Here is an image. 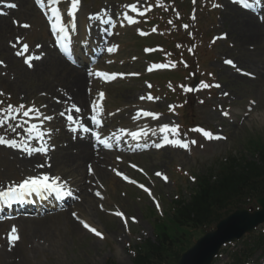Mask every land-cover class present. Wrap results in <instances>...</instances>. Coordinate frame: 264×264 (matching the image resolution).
I'll return each instance as SVG.
<instances>
[{
    "label": "rangeland",
    "instance_id": "1",
    "mask_svg": "<svg viewBox=\"0 0 264 264\" xmlns=\"http://www.w3.org/2000/svg\"><path fill=\"white\" fill-rule=\"evenodd\" d=\"M0 1H10L17 5L16 9L5 18V25L0 27V61L4 62L0 64V93L4 94L0 96V100L5 108H8L9 105L16 106L23 103L38 108L46 116H54L47 123V126L52 130L48 138L52 148L50 155L57 159L60 154H73L74 151L70 146L71 140L58 131L60 126L68 129L65 126V115L61 116L60 113H55L57 102L52 99L56 98L62 101L61 94L65 90L63 87L69 82L70 76L68 72L58 74L57 71L39 70L38 73L44 75L37 77L24 68L23 59L25 57L38 53L47 56V51L53 52L52 45H50L46 30L42 27L41 20L32 6V0ZM130 1L86 0V10L89 7L92 8L91 11H96L101 7L123 8ZM236 14L232 13L231 9L217 12L218 17L210 27L214 34L225 33L227 44L218 45L215 52L216 61L201 66L199 75L200 79L203 73L215 70L216 80L221 83L222 91H226L228 94V97L224 99L225 102L237 104V110L231 113L235 121L230 123L222 120L223 114L210 109L209 105H196L193 111L197 124L211 126L213 131L223 129L228 135L227 141L207 145L206 140L190 136L186 137L189 142L192 139H197V144L194 146L190 144L188 151L167 149L161 153L146 154L132 151V157L129 159L116 161L113 155L110 156L111 158H104L100 163L102 165L97 168L99 171L93 177L96 181L94 191L100 193L101 199H96L98 202L94 201L87 207H81L80 211L73 212L77 213L80 220L101 231L105 238L101 240L81 228L72 220L68 211L46 214L42 218L38 217L35 223L33 221L22 225L17 223L20 237L17 242L20 240L21 242L12 251L14 255L9 254L8 261L11 264H104L107 260H112L116 264H131L132 253L127 251L128 244L134 245L145 239L153 240L154 238L152 227L146 217L148 205L151 204L142 202L138 198L137 192L131 187L117 183L119 180L113 174V169L126 172L147 186L153 184L155 186L154 193L156 195L162 193L166 197L167 194L170 196L175 194L173 181L178 173H182L181 171L190 174L192 172L208 173L228 157L237 160L253 158L251 152L253 145L264 142V94L262 93L264 79L257 78L252 81L238 79L239 76L235 73L223 69L220 61L222 57L236 58V60L240 58L242 62H238L239 68L255 74L254 69H260L264 64V28L255 25L259 34H255L253 39L249 38L250 40L245 42L239 37L238 32L241 29V34H244L246 30L244 23L240 24L241 22L238 21V25H233L235 19L241 18L238 16L239 12L236 11ZM231 17L234 19L232 20ZM14 21L19 23H14ZM25 23L30 27H21ZM134 30L133 27L121 28L119 32L121 36L115 38L116 43L120 44L117 57L121 54L119 58L121 62L116 66L119 76L143 73L144 71L143 67L139 68L143 64V58L140 56V49L135 47ZM13 43L16 44V48L11 46ZM26 43L29 46V52L20 56L15 55L17 51L21 52ZM139 44L141 43L139 42ZM228 46H233V48L230 49ZM134 57L138 58L137 62ZM198 69L200 68L198 67ZM80 72L83 73V70ZM230 75L235 77L231 78ZM195 82L193 76H190L183 85L192 87ZM48 84L49 86H47ZM143 92L141 81H132L127 78L116 79L109 87H106L105 108L108 110L105 113V124L109 126L110 122L114 120V130L120 128L125 122L128 124L133 109L130 106L137 103V96L142 95ZM88 100L87 97V102ZM249 101H253L256 106L249 117L244 119L242 115L245 108L250 106ZM210 103L218 105L221 102L214 100ZM168 104L170 103L160 100L154 105H147L146 108L148 110L166 109ZM62 112H65V108L62 109ZM165 123L167 122L146 121V126L152 129L156 126L161 127ZM149 135L152 136L151 133ZM158 137L159 135L148 141L147 144L152 146ZM249 145L251 148L248 149ZM129 163L143 169L145 177L129 171ZM157 172H164L168 176V185L164 186L155 181ZM49 173H57L67 183H71L72 178L80 179L78 175L81 174L79 171H74L73 168L62 167L52 169ZM33 175L34 173L31 171L21 168L18 160L10 157V153L0 149V187L13 182L17 183L25 177ZM178 180L179 189L184 193L188 194L192 191V185L186 178L178 177ZM89 181L91 183L92 179L89 178ZM117 211L124 213L126 224L119 217L111 216ZM131 220H134L135 223H131ZM73 225L76 229L73 228ZM12 227L15 226L12 224L0 226V242L6 239L9 248L12 246L8 243ZM26 238L33 239L32 243ZM190 242L192 244L193 239ZM2 252L7 254L8 252L5 249H0V264H6ZM223 255L225 256V254Z\"/></svg>",
    "mask_w": 264,
    "mask_h": 264
},
{
    "label": "snow or ice",
    "instance_id": "2",
    "mask_svg": "<svg viewBox=\"0 0 264 264\" xmlns=\"http://www.w3.org/2000/svg\"><path fill=\"white\" fill-rule=\"evenodd\" d=\"M36 4L39 6L42 12L45 11V4L44 0H35ZM245 7H250V4L248 3V0H243ZM260 2V0H259ZM61 3V0H49L48 5V12L45 14L47 15L50 13V19L49 23L51 25V32L56 35V41L59 46V49L65 53L69 50V40H70V30H75V23L73 22L71 25V29L66 24L65 20L62 18L61 10L58 7H55V5H59ZM81 3V0H71L70 5V11L67 12L68 17H75L78 7ZM8 8H16L17 5L15 3H9L7 5ZM213 8L221 7L219 4H213ZM131 12L137 13L139 16H144L145 12L140 11L136 6L131 7ZM123 19L127 22L128 25H134L138 23L136 19H134L131 15L125 13L123 16ZM14 23H19L18 21H14ZM106 23H111V20L106 21ZM169 23L171 24L172 21L170 20ZM23 28H28L30 25L27 23L21 25ZM187 28V25L184 26ZM155 31V29H153ZM141 35H144L143 32L140 33ZM220 39H223L224 37H218ZM214 42V41H213ZM13 48H16V44L13 43L11 45ZM24 52L28 51V46L24 45L23 48ZM117 51V46H112L107 48L108 53H114ZM15 55L20 56L22 53L20 51H17ZM41 57L39 56H33L29 57L25 63L29 68H33L34 60H39ZM3 61H0V64H3ZM229 65L233 64V61H227ZM176 65L173 64L172 67H175ZM185 66H187L185 64ZM168 65L166 64H157L153 65V68H166ZM148 71H152V68L148 69ZM89 76H94L97 78H100L104 81H113L117 79V76L115 74L109 75L105 72L97 71V72H90L88 73ZM138 75V74H133ZM148 87H151V85H148ZM210 87H216L219 88V84L209 85L208 83H202V89H208ZM194 89L192 87H184L183 91L190 93ZM89 91H91L89 89ZM4 95L3 93H0V96ZM105 97V93L101 91L99 93L100 100H103ZM141 100H144L145 97L141 96ZM154 98L151 95L147 96V100L151 101ZM203 103V101H201ZM71 110H74L75 113H80L81 108L77 107L76 104H72ZM8 113H11L12 115H9L10 120H16L18 117L22 116L24 118H29L30 116L32 119L39 120L41 118V113L39 109L36 107H27L25 104L21 103L18 107L14 108L12 105L8 106ZM101 108L99 104H93L91 106V117L90 121L92 124H95L97 126L101 125ZM61 116H64L65 113L61 112ZM223 115L225 117H228L230 113L224 112ZM141 116L143 117H151L153 120L158 119L156 115H154L151 111H138L135 114V119H139ZM45 120H51V116H44ZM4 121H0V124H3ZM67 123L73 125L70 128V131L74 134L76 133H83V134H90L97 142L102 144L105 147L111 148L112 147V140H115L117 143L121 142V140L124 138V136L130 137L132 141L140 142L142 138H147L149 136V131L147 129H141L139 131H130L127 133H124L123 130H121V134L113 133V136L108 139H102L100 134L97 132L92 131L90 126H85L84 122H80L74 119L73 115L67 116ZM23 124L29 125V121L25 119L23 121ZM23 127L21 124H16L11 131L15 132L16 128ZM27 133V138L24 140H20L18 138L14 139H4L3 137H0V145H5L10 149H15L21 153H24L27 156H32L35 153H41L45 156L48 155L49 151L51 150V146L48 144V142L45 140V132L40 130V127L36 123H31L29 126L24 129ZM192 131L196 133H200L203 138L209 142L212 141H220L224 140L225 137L223 135L214 134L211 131L205 130L203 128H194ZM207 133V135H205ZM160 135L162 138V143H155L154 147L157 149H160L164 146H172L179 149L188 150L190 147V144L192 146L197 144V141L195 139H192L190 142L186 140H182L178 138L179 136V130L178 126H169V124L165 123L163 126L159 127L158 131L157 129L153 128L151 130L152 136ZM174 138H170V135ZM50 135V134H49ZM32 141H37L38 146H33ZM117 159H120L117 157ZM37 168L43 169L45 167H50L49 164L45 163H39L36 165ZM133 168H136V165H132ZM139 171H143L142 169H138ZM89 174L92 175L93 169L91 165H89L88 168ZM115 171V175L117 177H120L123 181H126L129 184H136L137 182L135 180L130 179L127 175L123 174L119 170L113 169ZM157 176H162V173L157 172ZM164 180H167L166 176H163ZM138 187L142 188L145 192H148L149 195H151V192L148 188H146L144 185H138ZM96 196H100L99 192L95 193ZM73 191L68 185L66 181H63L60 176H53L49 175L47 173H40L38 172L36 175L28 176L24 178L22 181L16 183H10L9 185L0 187V204L4 205L5 207H11L14 204H23L26 201L29 200V198L32 199H43L45 197H55V199H63L64 197H72ZM158 206V205H157ZM102 207V206H101ZM115 216L119 217L122 221H125V224L127 223L125 219V215L121 211H117L114 213ZM73 216H76L75 213H73ZM135 219V218H133ZM80 224L82 225L83 229L87 230L88 233L93 234L95 237L100 238L103 240L105 237L103 233L97 228L91 226L89 223L80 220ZM18 230L16 227H12L11 232L8 236V243L10 245H15V243L19 240Z\"/></svg>",
    "mask_w": 264,
    "mask_h": 264
},
{
    "label": "trees",
    "instance_id": "3",
    "mask_svg": "<svg viewBox=\"0 0 264 264\" xmlns=\"http://www.w3.org/2000/svg\"><path fill=\"white\" fill-rule=\"evenodd\" d=\"M233 165L234 161L223 167L212 184L210 181L203 182L191 204L184 207L179 218L174 221L171 227L173 234L179 233L182 228L197 229L206 226L211 220L218 221L229 210L243 207L253 195L258 193L259 197V190L253 179L264 174V163L261 167L252 168H241L238 165L240 170L235 169ZM179 243L180 240L171 239L169 234L162 233L157 244L146 243L145 250L137 254L134 264H154L155 260L166 256L172 245Z\"/></svg>",
    "mask_w": 264,
    "mask_h": 264
},
{
    "label": "bare ground",
    "instance_id": "4",
    "mask_svg": "<svg viewBox=\"0 0 264 264\" xmlns=\"http://www.w3.org/2000/svg\"><path fill=\"white\" fill-rule=\"evenodd\" d=\"M246 15V14H245ZM247 21L244 26L246 27V34H241V30L239 29V37L247 42L250 39H253L255 37V34H259V30L256 28V26H254L252 19H250L249 17H247ZM84 22V20L82 21ZM5 25L4 20L0 19V27H3ZM250 38V39H249ZM54 63V61H50L48 64H45L44 67H50V65H52ZM60 65L64 66V64L62 62H59ZM35 72V76L37 77H43L44 74L42 73H38L39 69L36 68ZM75 73V77L73 78V80L71 81V83L68 85V91L66 92L67 95H70V99L67 101L68 104H72V103H76L80 106H82V108L85 107V94L83 91V85L86 83V75L85 74H81V73ZM49 86V84L47 85ZM82 122L85 123V125H87V122L85 120H83ZM74 149L76 150V153L74 155H68L64 158L63 160V167L66 168H73L74 171H79L81 174L80 176L83 177L84 175L82 174V170L81 168L84 166L85 162L88 163H99L100 162V157H97L94 155V152L91 151L90 147H89V143L87 141H83V142H77L74 145ZM58 160H56L55 158H52V163L53 167H55V164H57ZM21 163L25 166H30L32 168H36V165L38 164L34 159H29V160H21ZM97 169V167H95ZM119 183V182H117ZM86 202L87 204L91 203L92 200L90 198V196L84 195L83 198V203ZM73 228L76 229L75 225H73Z\"/></svg>",
    "mask_w": 264,
    "mask_h": 264
},
{
    "label": "water",
    "instance_id": "5",
    "mask_svg": "<svg viewBox=\"0 0 264 264\" xmlns=\"http://www.w3.org/2000/svg\"><path fill=\"white\" fill-rule=\"evenodd\" d=\"M259 204L263 205L264 207V200L259 201ZM252 220L253 222H250ZM263 221H264V209L261 213L255 214L254 217L244 214L243 217L234 216L231 219H228V221H226L225 223H227L226 225L230 224L231 226H226V227L219 226L218 230L224 233V231L230 230L231 227L234 226L239 229L238 231H236L234 236L233 235H227V236L221 235L224 238H220L216 240L215 237L213 236H218V232H216L215 234L207 235L204 238L205 240L202 241L198 247H195L191 250V252L194 253L195 255L193 256L191 255L188 258L186 255L184 260H182L179 264H209L212 260V257L216 254L215 249L218 246H220L225 241L229 242L234 238H239L242 235V233L250 230L253 226L257 224V222H263ZM200 251L204 253V258ZM196 254L201 255L202 259H200V257L197 256Z\"/></svg>",
    "mask_w": 264,
    "mask_h": 264
}]
</instances>
